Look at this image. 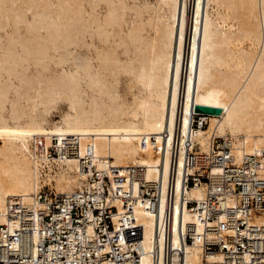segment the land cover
Segmentation results:
<instances>
[{"label": "bare ground", "instance_id": "6f19581e", "mask_svg": "<svg viewBox=\"0 0 264 264\" xmlns=\"http://www.w3.org/2000/svg\"><path fill=\"white\" fill-rule=\"evenodd\" d=\"M75 1L77 5L72 7L71 0H57L56 4L52 0H0V29L12 28L0 33L3 212L14 197H29L47 185L60 193L79 188L85 178L79 164L87 165L90 171V154L97 157L99 168L108 161L119 170L118 175L123 167L143 165L147 177L154 179L160 164L167 173L169 150L165 162L157 154L161 147L169 149L177 136V119L180 172L183 155L192 149L194 141L208 151L218 142L216 138H224L233 145L238 159L263 149L264 0ZM23 3L27 4L25 9ZM103 5L106 14L98 12ZM26 10H31V17L26 16ZM21 21L27 25L25 35L18 32ZM34 28L44 33L34 32ZM95 33L101 42L107 43L112 37L116 45L109 44L107 50L94 45ZM77 44L90 53H79ZM30 57L35 61V71L30 72V66L17 70L18 65L30 62ZM214 60L222 62L224 68L215 66ZM68 62L70 68L66 67ZM104 70H110V80L104 77ZM122 74L129 78L125 88L132 96L129 99L121 90ZM32 77L36 88L25 83ZM65 102L68 112L52 122L58 103ZM197 104L220 107L222 113H202L199 120L206 121L207 126L192 129ZM70 135L80 139L85 159L65 155L48 159L40 167L31 154L32 141L49 146L54 138L62 140ZM89 144L91 153L85 152ZM257 161L251 157L248 167L238 173L232 167L227 171L229 175L251 176ZM219 187L218 194L223 196L226 188ZM183 192L178 178V198ZM186 194L200 199L202 190L196 187ZM111 200L110 204L120 210L115 218L117 226L122 225L121 220L133 224L129 219L131 200ZM148 203V208L144 204L147 212L138 213L147 227L149 247L153 205ZM194 214L198 216L199 211ZM193 220L185 210L184 221ZM174 245V250L182 247L186 251V264H202L205 260L220 263L225 258L223 251L202 255L198 242L182 245L175 237ZM228 248L231 252L236 247L229 244ZM150 255L143 253L141 264H148ZM173 255L175 258L178 254ZM173 255L165 250L162 264H170Z\"/></svg>", "mask_w": 264, "mask_h": 264}, {"label": "built area", "instance_id": "2783aa9c", "mask_svg": "<svg viewBox=\"0 0 264 264\" xmlns=\"http://www.w3.org/2000/svg\"><path fill=\"white\" fill-rule=\"evenodd\" d=\"M201 114H194L192 129L207 126L206 121L200 122ZM176 124L178 136L180 119ZM177 136L169 149L161 147L157 154L165 162L169 150V165L167 173L158 165L154 179L147 177L143 165L123 167L120 175L108 161L99 168L97 157L90 154V171L87 165L79 164L85 175L79 188L60 193L47 185L29 197H14L7 212L0 209V218L5 219L0 221V264H141L143 253H151L148 264H162L165 250L178 254L167 259L170 264H186V251L173 249L175 237L182 245L198 242L202 255L223 251L224 260L212 264H264V146L256 155L244 154L238 159L233 145L224 138H216L218 142L208 151L194 141L183 155L180 172ZM81 152V141L75 135L54 138L49 146L35 140L31 144V154L40 167L48 159L65 155L85 159ZM85 152L91 153L92 145H87ZM251 157L258 159L251 176L229 175L228 167L238 173L248 167ZM178 178L184 187L180 198ZM219 185L226 188L223 196L218 194ZM196 187L202 190L200 199L186 194ZM112 197L131 200L129 219L133 224L119 218L122 225L117 226L115 218L120 210L110 204ZM148 201L153 205L149 247L147 227L138 213L144 204L149 207ZM185 210L193 221H184ZM195 211H199L198 216ZM240 220L243 222L237 225ZM226 242L236 248L229 252ZM202 264L211 263L205 260Z\"/></svg>", "mask_w": 264, "mask_h": 264}, {"label": "rangeland", "instance_id": "374dc122", "mask_svg": "<svg viewBox=\"0 0 264 264\" xmlns=\"http://www.w3.org/2000/svg\"><path fill=\"white\" fill-rule=\"evenodd\" d=\"M55 4L57 3L56 1L57 0H52ZM143 1H145V0H142V2ZM149 1H152V0H149ZM73 2V3H72ZM20 3V2H19ZM77 2L75 1V0H71V2H70V5L73 7V6H76L77 4H76ZM23 5H24V9H25V7H26V3H23ZM100 11V14H106V8H105V6L103 5L102 6V8H99L98 9V12ZM26 12V16L27 17H31V10H26L25 11ZM102 12V13H101ZM129 20L131 19V17H130V15H129V18H128ZM20 25H19V28H18V32L19 33H21L22 35H25L26 33H27V28H26V23H25V21H21L20 23H19ZM10 25H13L12 23L10 24ZM6 30H11L12 31V28L11 27H5V28H1L0 29V33H2V34H4L5 33V31ZM118 30V29H117ZM33 31L34 32H38L39 34L40 33H44V30L43 29H41L40 30V32L39 31H37V29H33ZM150 33V32H149ZM148 33V34H149ZM94 36L96 37H93V43H94V45H97V46H99L100 48H104V50L106 49H108V47L110 46V45H113V46H115L116 44L115 43H112L111 42V40L113 39L112 37L110 38V39H108L107 40V43L106 42H101L98 38H97V34L95 33L94 34ZM98 41V42H97ZM101 43V44H100ZM106 43V44H105ZM102 44H103V46H102ZM110 44V45H109ZM78 45V46H77ZM76 46H77V51L79 52V53H81V54H89L90 53V50H88L85 46H82L81 44H77ZM119 50H122V48H120ZM94 51V50H93ZM94 54L96 53L95 51L93 52ZM31 58V57H30ZM31 63V64H30ZM34 63H35V61H33V59L31 58V61L29 62V61H25L24 63H22L21 65H22V67H20L21 65H18L17 66V70H23V68L24 67H26V66H30V72H34L35 71V67L36 66H34ZM29 64V65H28ZM213 64L215 65V66H217V67H219V68H221V69H223L224 68V65H223V63L222 62H220V61H216V60H214L213 61ZM25 65V66H24ZM35 65H37V64H35ZM234 67V65H231L230 67L231 68H233ZM66 67L67 68H70L71 67V63H69L68 62V64H66ZM242 68L243 67H240V69L242 70ZM2 71V69H1V67H0V72ZM110 70H104L103 72V74H104V77L105 78H108L107 80H110L111 79V72H109ZM4 76H5V74H4ZM4 78V77H3ZM2 78V79H3ZM14 80H16L17 81V79H14ZM35 77L33 78H30V79H27V81H28V83L27 82H25L26 83V85L27 86H31L32 85V87H34V88H36L37 86H38V84H37V82L34 84V82H35ZM121 80H122V84L120 85L121 86V90H122V92H123V94H124V96L125 97H127V99H129V97H132L131 96V94L129 93L128 94V90L127 89H125L126 88V85H127V82H129V78H128V76L126 75V74H122L121 75ZM33 83V84H32ZM39 85H43V84H40L39 83ZM125 91V92H124ZM63 112H68V106H67V104H66V102H65V104H63V103H58V111H55L53 114H52V117H51V121L52 122H54V121H57V120H59L60 119V114H62ZM209 116V115H208ZM25 117V116H24ZM207 129H209V128H207ZM206 129V130H207Z\"/></svg>", "mask_w": 264, "mask_h": 264}, {"label": "water", "instance_id": "95a60500", "mask_svg": "<svg viewBox=\"0 0 264 264\" xmlns=\"http://www.w3.org/2000/svg\"><path fill=\"white\" fill-rule=\"evenodd\" d=\"M195 111L203 114L220 115L222 113V108L197 104L195 105Z\"/></svg>", "mask_w": 264, "mask_h": 264}]
</instances>
